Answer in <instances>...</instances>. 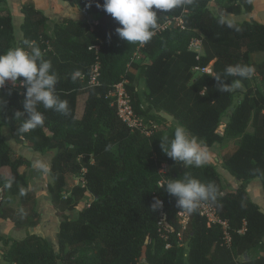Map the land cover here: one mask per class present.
<instances>
[{"label": "trees", "instance_id": "1", "mask_svg": "<svg viewBox=\"0 0 264 264\" xmlns=\"http://www.w3.org/2000/svg\"><path fill=\"white\" fill-rule=\"evenodd\" d=\"M7 1L0 0V10ZM66 1L83 11L85 19L66 17L50 26V17L35 0H25L19 37L12 13L0 14V53L24 40L38 45L58 75L56 91L68 101L70 112L64 116L39 106L44 125L22 132L27 113L23 117L15 113L24 112L26 89L0 88V188L4 196L19 195L17 206H0V218L26 233L21 239L0 234L5 246L1 258L10 264H264V211L247 189L258 179L264 190V57L255 58L264 53V22L234 20L239 30L218 23L224 11L237 16L252 13L253 0H193L167 13L156 10L159 26L182 17L186 27L173 23L144 45L129 44L118 36L115 30L120 25L103 9L104 0ZM196 37L202 40L200 55L190 49ZM210 63L214 74L194 71L195 66ZM236 64L252 66V76L260 77L261 86L252 88L251 76L233 92L218 91L214 76ZM137 80L143 83V92ZM231 80L240 78L225 82ZM122 81L134 111L151 126L150 135L125 123L112 104L109 93ZM83 96L85 107L79 116ZM178 125L207 147L239 140L222 159L223 167L238 180L237 188H227L212 163L184 167V162L167 156L161 140H170ZM6 131L27 141L35 152L52 154L48 192L61 218L59 251L50 237L32 231L41 223V212L38 195L22 171L31 160L13 155ZM164 165L173 168L162 173ZM6 166L10 176L2 172ZM68 174H81L84 183L66 191ZM184 174L214 182L223 193L209 203L228 220L231 246L223 243L220 226H209L198 209L188 212L186 225L181 223L179 213L186 210L161 185ZM155 198L163 206L153 212ZM161 211L172 227L170 248L158 231ZM244 222L246 231L240 233Z\"/></svg>", "mask_w": 264, "mask_h": 264}, {"label": "clouds", "instance_id": "2", "mask_svg": "<svg viewBox=\"0 0 264 264\" xmlns=\"http://www.w3.org/2000/svg\"><path fill=\"white\" fill-rule=\"evenodd\" d=\"M192 2L193 0H104L102 7L120 25L115 31L121 39L129 44L144 45L156 35L159 28L156 10L167 13ZM218 23L236 28L234 20L226 15L221 16ZM254 71L252 66L243 64L226 67L223 74L214 76L217 90L235 91L240 87V81L250 78ZM75 75L79 76V72ZM21 77L23 79H20ZM229 77H239L240 80L226 83ZM7 81L13 84L19 82L26 89L23 99L24 112L15 113V116L20 117L27 113L20 131L28 132L44 125L45 117L39 106L64 116L70 114L68 101L61 99L56 91L58 75L53 70L51 61L45 59L44 53L34 42L24 40L19 45L0 53V88ZM161 147L168 157L176 162H185L188 166L201 167L209 159L207 146L181 125L175 127L170 140L168 137L161 140ZM34 167L47 172L45 164L39 159L34 162ZM161 188L175 196L177 205L189 213L195 212L202 202H216L223 195L214 182L205 183L187 174H184L182 179L169 180L161 185ZM162 206L163 202L155 198L150 209L154 212Z\"/></svg>", "mask_w": 264, "mask_h": 264}, {"label": "rangeland", "instance_id": "3", "mask_svg": "<svg viewBox=\"0 0 264 264\" xmlns=\"http://www.w3.org/2000/svg\"><path fill=\"white\" fill-rule=\"evenodd\" d=\"M24 1L25 0H8L7 4L2 7V10H0V14L1 13L6 14L8 11L12 13L13 19H14V25H15V33L17 37L22 35L21 23L23 22L24 15L21 11V6ZM253 2H254V10L251 14H242V15L237 16V15H233L231 13L225 12V11L223 12V14L236 21L237 20L242 21L244 19H251V18L264 21V0H253ZM51 5H53L54 7L57 6L56 3H53ZM212 7L215 10L213 3H212ZM53 18L59 19V16H56ZM53 21L55 20L50 21V26L53 24ZM263 57H264V53H260L255 56L256 59H260ZM136 84L139 86L140 91L143 92L142 91L143 83L137 80ZM251 86L252 88L256 86H261L260 77L257 74H254L252 76ZM80 100L81 101L84 100V96L81 97ZM81 101L79 102L81 103ZM169 124L170 122H168L167 124L161 125L160 128H165ZM248 130H252V127L249 126ZM5 136H6L7 141L11 144L12 152L14 156L23 155L31 160V164L28 166H23L22 171H24L27 175L29 186L32 187L38 195L39 210L41 212V223L37 227L33 228L32 231L44 237H50L51 241L54 244L55 249L59 251V247L57 243V233L59 231V224H60L61 218L60 216L57 215L56 210L51 206L50 195L48 192V183L51 180L50 174H49V168H50L52 154L49 152L44 153V154L35 152L30 147L27 141L18 139L14 133H11L9 131L5 132ZM238 143H239L238 139H232L224 144H215L212 147H207L208 152H209V159L207 163H212L213 165L216 166L217 170L220 172L222 181L226 185L227 188L228 187L233 188L231 185H229L227 181L229 176L231 177L232 175L228 172L227 169L223 167L222 159L223 157L228 155L237 146ZM38 159L41 160L45 164V167L47 168V172L38 170L37 168L34 167V162ZM172 168L173 167L168 166L167 170L169 171ZM2 172L6 174L7 176L11 175V170L7 166L2 169ZM66 181H67L66 191H70L75 185H82L84 183V179L81 174H77V175L68 174L66 177ZM20 189L21 191H23L24 186L20 185ZM256 189L260 190L261 197L259 201L261 202V204L264 205V190L262 188L261 181L258 179L254 180L250 185L249 190H250L251 196H254L256 194ZM18 200H19V195H14L8 192L4 196L3 204L10 203L14 206H17ZM86 201H90L89 195L86 196ZM0 206H2V204ZM0 234L6 235L11 238H18V239H21L26 235L25 231L16 230L15 226L13 225L11 221L4 220L2 218H0ZM4 250H5V246L2 243H0V258L2 257ZM1 260L4 262V264H10L4 261L3 258H1ZM141 264H145V263L142 262Z\"/></svg>", "mask_w": 264, "mask_h": 264}, {"label": "built area", "instance_id": "4", "mask_svg": "<svg viewBox=\"0 0 264 264\" xmlns=\"http://www.w3.org/2000/svg\"><path fill=\"white\" fill-rule=\"evenodd\" d=\"M173 23L179 26L181 29H185V23L182 17H172L167 19L163 24H161L157 30L160 32L168 27H170ZM190 49L197 52L198 55L203 53L202 40L200 38H193L190 42ZM139 58V57H138ZM99 65L97 64L94 68V77L92 78V83H96L95 76L98 74ZM194 71L198 73H211L214 74L213 65L210 63L207 66H195ZM126 81H122L114 86V88L110 91L109 96L113 98V103L117 107V112L120 118L127 123L132 128H139L145 134L150 135L152 132L151 126H149L143 117L136 114L134 111L132 100L130 94L127 92L125 87ZM4 86H12L18 88L20 83L17 82L13 84L11 81H7ZM155 126V125H153ZM168 166L164 165L162 168V173H166ZM164 181H161L162 184ZM4 194L2 189L0 188V205L3 204ZM163 202V201H162ZM200 214L207 219L208 225H217L223 230V243L231 246L232 237L230 234L229 223L227 219H223L217 212L216 208L209 202H202L201 206L198 208ZM180 221L183 225H186L189 215L187 211L179 213ZM246 222H244V226L240 233H244L246 231ZM158 231L160 236L166 241V248H170L172 243L170 242V235L172 232V227L168 224L165 214L163 211L160 212V219L158 221Z\"/></svg>", "mask_w": 264, "mask_h": 264}, {"label": "crops", "instance_id": "5", "mask_svg": "<svg viewBox=\"0 0 264 264\" xmlns=\"http://www.w3.org/2000/svg\"><path fill=\"white\" fill-rule=\"evenodd\" d=\"M37 6L45 11V13L50 17V20L60 21L63 18H71L73 20H83L85 19V14L83 11H81L78 7L72 6L68 1L66 0H35ZM49 2V3H48ZM56 3L57 6H53L51 4ZM50 11V12H48ZM251 14V13H250ZM59 16V19H55L53 17ZM252 17V16H251ZM261 22H264L263 20H259ZM85 107V101L82 100L79 104L78 108V115L81 116L83 114V110ZM218 160V158H217ZM229 185H231L234 189L239 186L238 180L233 177L229 176L227 179ZM254 180H252L248 185V191L250 193V185ZM251 195V194H250ZM261 195L260 190L256 189V194L254 196H251V198L260 205L262 210L264 211V205L261 204L259 201Z\"/></svg>", "mask_w": 264, "mask_h": 264}, {"label": "water", "instance_id": "6", "mask_svg": "<svg viewBox=\"0 0 264 264\" xmlns=\"http://www.w3.org/2000/svg\"><path fill=\"white\" fill-rule=\"evenodd\" d=\"M160 114L162 116H164L168 121H172L173 120V116L171 114L165 112V111H161ZM183 166L186 167L187 164L184 162ZM48 239H50V238L48 237ZM245 255H247V253H245Z\"/></svg>", "mask_w": 264, "mask_h": 264}]
</instances>
